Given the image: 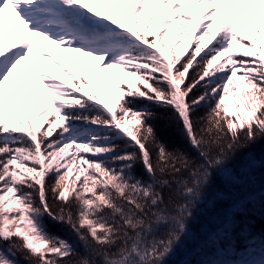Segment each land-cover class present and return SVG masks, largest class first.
<instances>
[{
    "label": "snow or ice",
    "instance_id": "obj_1",
    "mask_svg": "<svg viewBox=\"0 0 264 264\" xmlns=\"http://www.w3.org/2000/svg\"><path fill=\"white\" fill-rule=\"evenodd\" d=\"M257 144L264 0H0V264H264Z\"/></svg>",
    "mask_w": 264,
    "mask_h": 264
},
{
    "label": "trees",
    "instance_id": "obj_2",
    "mask_svg": "<svg viewBox=\"0 0 264 264\" xmlns=\"http://www.w3.org/2000/svg\"><path fill=\"white\" fill-rule=\"evenodd\" d=\"M139 106V105H138ZM204 109H201L200 112L203 113ZM156 127L157 135L160 137L161 140L166 142L169 146L176 144L179 142V135L178 131L174 126H168L165 121L157 120V121H150ZM255 156L259 159L264 156V144H257L254 146L252 150ZM255 181L257 185L261 182H264V168H258L255 176ZM241 191L239 189L231 190L226 193V195H241ZM45 223L48 226V229L60 236H68L66 230L62 229L60 225L54 224L52 221L45 218ZM208 223L207 215H201L198 218V222L194 225V232H199L200 226L203 224ZM254 232L259 236L261 233H264V218L260 216H255V218L251 221ZM71 238V237H68ZM195 246L194 242L188 241L185 245L178 249L176 253L171 256L168 260V264H182V261L187 258V253ZM243 255V254H242ZM247 259L251 261L253 259L252 256H248Z\"/></svg>",
    "mask_w": 264,
    "mask_h": 264
},
{
    "label": "rangeland",
    "instance_id": "obj_3",
    "mask_svg": "<svg viewBox=\"0 0 264 264\" xmlns=\"http://www.w3.org/2000/svg\"><path fill=\"white\" fill-rule=\"evenodd\" d=\"M6 29H7V24H6ZM52 51H53V54L56 56L57 59L62 60L65 63L66 67L70 68L71 70H73L75 72V68L67 60L66 56H63L62 54H60L58 52V50H56V49L52 50ZM34 55L36 56L37 62H39L45 68V70L48 71L50 74L60 76L66 84L72 83L71 81L68 80V78L66 76H64L62 73L59 72V69H56L54 66L49 64L46 60H44L42 57H40L37 53H35V50H34ZM77 75L79 76V73H77Z\"/></svg>",
    "mask_w": 264,
    "mask_h": 264
},
{
    "label": "bare ground",
    "instance_id": "obj_4",
    "mask_svg": "<svg viewBox=\"0 0 264 264\" xmlns=\"http://www.w3.org/2000/svg\"><path fill=\"white\" fill-rule=\"evenodd\" d=\"M8 14H10V10H7ZM47 43V42H45ZM49 48H51L52 50H55V46L49 45Z\"/></svg>",
    "mask_w": 264,
    "mask_h": 264
}]
</instances>
